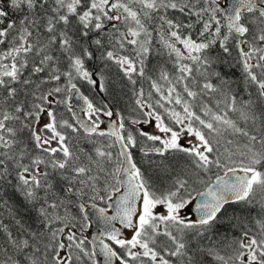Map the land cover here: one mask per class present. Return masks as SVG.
Returning <instances> with one entry per match:
<instances>
[{"label": "snow or ice", "instance_id": "obj_1", "mask_svg": "<svg viewBox=\"0 0 264 264\" xmlns=\"http://www.w3.org/2000/svg\"><path fill=\"white\" fill-rule=\"evenodd\" d=\"M0 264H264V0H0Z\"/></svg>", "mask_w": 264, "mask_h": 264}, {"label": "water", "instance_id": "obj_2", "mask_svg": "<svg viewBox=\"0 0 264 264\" xmlns=\"http://www.w3.org/2000/svg\"><path fill=\"white\" fill-rule=\"evenodd\" d=\"M91 231H92L93 234H96V228H95V226L92 228Z\"/></svg>", "mask_w": 264, "mask_h": 264}]
</instances>
